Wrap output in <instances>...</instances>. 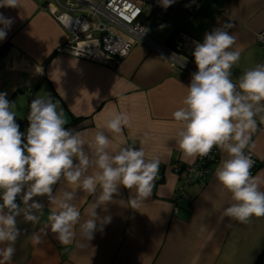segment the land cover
<instances>
[{
    "label": "crops",
    "instance_id": "crops-1",
    "mask_svg": "<svg viewBox=\"0 0 264 264\" xmlns=\"http://www.w3.org/2000/svg\"><path fill=\"white\" fill-rule=\"evenodd\" d=\"M141 1L143 34L153 46L170 50L180 33L202 43L205 32L221 25L236 38L232 50L240 52L232 69L234 82L264 64V44L256 42V35L264 32V0H175L166 9L160 0ZM49 3L54 1L18 0L17 7H0V14L13 20L6 38L0 41V93L16 104L20 131L26 133L29 126L31 101L47 99L50 94L58 110L64 111L66 128L79 131L86 141L104 131L113 148L143 147L146 159L159 160V171L151 196L139 209L119 203L135 195L134 189L130 193L122 186L114 196L116 202L107 205V212L96 209L101 217L111 216V222L97 230L89 242L81 239L79 226L68 245L59 243L50 230L44 235L41 229L48 223L52 205L47 197H34L45 205L43 215L37 224L17 218L22 234L10 264H259L264 255V217H253L246 224L221 219L223 209L232 202L215 177L226 153L214 147L218 160L209 166L206 179L183 186L182 168L196 159L183 158L176 143L181 125L172 113L183 106L191 76L143 43L113 65L58 54L69 36L47 10ZM65 3L59 0V7L64 8ZM36 68L42 72L37 73ZM118 112L130 116V124L123 128L125 145L104 127L110 114ZM257 123L245 151L258 160L252 176L260 178L264 190V124L258 117ZM173 165L181 171H174ZM60 188L76 190L63 180L54 193L59 195L55 191ZM180 189L186 199L179 197ZM94 199L77 190L73 202L81 211V223L91 218L89 206ZM17 203H21L19 198ZM33 232L42 236L39 245L31 241ZM3 247L6 244H0Z\"/></svg>",
    "mask_w": 264,
    "mask_h": 264
},
{
    "label": "clouds",
    "instance_id": "clouds-1",
    "mask_svg": "<svg viewBox=\"0 0 264 264\" xmlns=\"http://www.w3.org/2000/svg\"><path fill=\"white\" fill-rule=\"evenodd\" d=\"M174 2L160 0V5L166 9ZM17 6L18 0H0V7ZM12 23L11 18L0 14V41L6 38ZM235 42V36L221 25L205 32L202 43L193 42L197 71L186 87L183 106L172 116L181 125L176 143L184 159L207 157L214 147L226 153L215 177L230 193L232 202L223 209L221 219L246 224L253 217H264L262 181L252 176L253 162L245 153L257 131V117L264 124V64L244 72L234 82L232 69L240 59V52L232 50ZM36 71L41 73L42 69ZM6 95L0 93V244H6L0 248V264H10L16 253L15 244L22 234L17 218L39 223L45 205L34 197H47L52 205L41 232L47 235L50 230L59 243L68 245L77 235V226L81 239L89 242L97 230L102 231L103 225L111 222V216L101 217L96 209L107 212V205L116 202L114 196L119 195L121 186L130 193L135 190L127 201H119L132 209H139L151 196L160 162L146 159L143 147L113 148L104 131H97L86 141L79 131L65 127L64 111L58 110L50 94L47 99L31 101L29 126L26 133L21 132L16 104ZM129 124L130 116L118 112L110 114L104 127L125 145L123 128ZM62 180L76 190L60 188L55 191L59 195L55 194L54 187ZM77 190L95 197L89 206L91 218L83 223L81 211L73 202ZM18 198L23 207L17 203ZM31 241L39 245L42 236L33 232Z\"/></svg>",
    "mask_w": 264,
    "mask_h": 264
},
{
    "label": "built area",
    "instance_id": "built-area-1",
    "mask_svg": "<svg viewBox=\"0 0 264 264\" xmlns=\"http://www.w3.org/2000/svg\"><path fill=\"white\" fill-rule=\"evenodd\" d=\"M53 1L54 3L47 5V10L69 36L68 42L57 50L58 54L90 63L113 65L127 58L136 44L143 43L164 54L171 66L185 75L191 76L197 71L192 56L194 40L191 38L177 34L170 50L155 47L145 39L141 21V0H66L64 8L59 7V0ZM256 36L257 44H264V32ZM185 57L187 60L184 63ZM245 153L253 162L251 173H254L258 160L249 152ZM216 157L217 150L213 148L209 156L197 157L193 164L182 168L183 186L204 181L209 166L217 162ZM172 168L176 172L181 171L177 165ZM178 195L180 198H187L183 189L178 191ZM259 264H264V255Z\"/></svg>",
    "mask_w": 264,
    "mask_h": 264
},
{
    "label": "trees",
    "instance_id": "trees-1",
    "mask_svg": "<svg viewBox=\"0 0 264 264\" xmlns=\"http://www.w3.org/2000/svg\"><path fill=\"white\" fill-rule=\"evenodd\" d=\"M4 51V50H3ZM1 54H3V53H1ZM17 123L19 124V126H20V124H21V121L20 120H17ZM1 202V201H0Z\"/></svg>",
    "mask_w": 264,
    "mask_h": 264
}]
</instances>
